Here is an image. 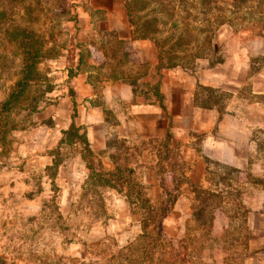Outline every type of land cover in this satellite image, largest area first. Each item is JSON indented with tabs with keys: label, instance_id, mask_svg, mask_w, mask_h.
<instances>
[{
	"label": "rangeland",
	"instance_id": "obj_1",
	"mask_svg": "<svg viewBox=\"0 0 264 264\" xmlns=\"http://www.w3.org/2000/svg\"><path fill=\"white\" fill-rule=\"evenodd\" d=\"M29 2L39 16L24 24L61 51L40 65L44 78L34 85V92L46 94L34 111L14 109L6 115L7 128L0 137V264H241L248 255L242 252L248 245L243 225L248 180L212 165L205 184H187L189 165L171 138L127 141L113 134L109 159L85 155L86 167L81 162L76 171L69 165L61 172L34 169L21 156V146L53 129L51 115L67 87L57 62L74 54L76 41L82 46L83 68L97 56L80 43L85 37L77 35L79 21L71 0H24L22 5ZM129 6L135 35L137 28L150 25L152 40L181 46L172 53L162 51L165 61L173 57L172 63L189 70L197 59L211 54L214 41L222 36L264 38V0H126ZM59 7L69 9L67 16H53ZM88 38L94 43L113 37ZM1 69L0 106L17 78L14 69ZM80 147L65 145L60 160L83 151ZM138 188L157 209L173 205L161 223V235L154 227L147 234L143 231L142 219L148 213ZM151 237L157 239L155 244ZM139 243L153 245L146 254L138 251L128 260L127 247Z\"/></svg>",
	"mask_w": 264,
	"mask_h": 264
},
{
	"label": "crops",
	"instance_id": "obj_2",
	"mask_svg": "<svg viewBox=\"0 0 264 264\" xmlns=\"http://www.w3.org/2000/svg\"><path fill=\"white\" fill-rule=\"evenodd\" d=\"M71 2L77 35L85 37L80 43L97 56L83 68L76 41L74 54L57 62L67 87L51 115L53 129L21 146V156L34 169L61 172L69 165L76 171L81 162L86 167L85 155L106 162L113 134L127 141L171 138L189 165L187 184H205L212 165L248 180L243 200L248 245L242 248L248 255L241 264H264V38L222 36L193 69L168 67L155 40L135 35L126 0ZM93 34L113 38L92 43ZM73 126L85 141L69 142ZM65 145L84 150L60 160Z\"/></svg>",
	"mask_w": 264,
	"mask_h": 264
},
{
	"label": "trees",
	"instance_id": "obj_3",
	"mask_svg": "<svg viewBox=\"0 0 264 264\" xmlns=\"http://www.w3.org/2000/svg\"><path fill=\"white\" fill-rule=\"evenodd\" d=\"M23 1L0 0V68L14 69V75L17 76L10 92L0 106V137L4 134V129L7 128L4 122L7 117L6 115L10 111L14 109H24L26 112L31 111V109L34 111L40 98L46 94V92H43L41 95H36L34 92V85L43 81L44 78L40 71V65L48 59H56L61 51V46L59 45L53 44L49 47L44 42L42 36L33 27L31 28L29 24L36 21L39 14L31 7L32 1L27 6L22 5ZM9 6L10 8H8ZM127 9L129 18L131 19L130 23L132 26H135L130 6ZM64 10L65 8L63 7L57 8L53 16H67L69 9ZM73 16L77 19L76 15ZM26 21L29 24H24ZM136 31V36L139 39H153L154 37L153 28L146 23L137 28ZM155 42L161 50V58L163 56L162 51L169 50L172 53L175 48L179 49L181 47L180 45H161L156 40ZM162 60L168 67L180 65L172 63V60H174L173 57L171 59L169 58L170 62H166L164 56ZM70 132L69 137H67L69 142L75 138H80L82 141H85L84 137H75L78 135V130L74 126ZM85 145L87 146V143ZM87 152H89V149H87ZM130 172L133 173V171ZM114 177L115 175H113ZM138 190L140 192L139 195L141 196L143 210H146L148 213L142 219L143 231L147 234V231L151 227H154L157 230V235H161L163 233L161 223L172 211L173 205H163L161 209H157V207L152 205V201L148 197L145 199L142 198V189L138 188ZM151 238L155 244L157 239L155 237ZM153 243L130 244L126 249L128 260L133 259L135 253H138V251L146 254L151 249Z\"/></svg>",
	"mask_w": 264,
	"mask_h": 264
}]
</instances>
